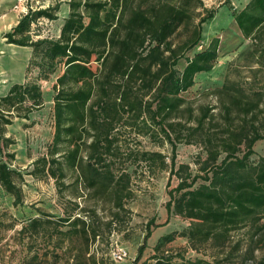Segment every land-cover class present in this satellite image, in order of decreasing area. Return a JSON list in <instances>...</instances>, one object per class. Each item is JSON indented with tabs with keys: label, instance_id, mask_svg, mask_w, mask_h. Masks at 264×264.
<instances>
[{
	"label": "trees",
	"instance_id": "1",
	"mask_svg": "<svg viewBox=\"0 0 264 264\" xmlns=\"http://www.w3.org/2000/svg\"><path fill=\"white\" fill-rule=\"evenodd\" d=\"M59 3L54 0L43 7H28L3 33L6 42L27 46L30 53L22 80L10 83L0 95V147L12 141L3 133L14 117L28 118L42 106L38 79H46L59 65L61 71L52 83L51 142L47 154L34 162L39 163L41 174L61 178L64 166L74 168L78 158L84 156L79 177L85 186L100 196L110 191L114 205L121 207L129 174L121 171L114 177L109 164L97 167V163L117 150L114 131L118 126L152 136L158 143L169 141L172 146L177 126L182 124L175 117L181 111L186 112L188 121L194 120L188 126L191 134L201 127L206 113L194 116L180 93L194 83L195 73L208 71L216 59L217 36L194 49L200 41V23L212 12L194 22L187 2L154 0L142 8L127 6L125 0H66L68 10L57 36L33 37L31 23L38 17L54 19ZM231 16L242 36H259L264 25V0H247L238 9L231 7ZM178 27L187 32L174 41L172 36ZM190 49H194L191 54H185ZM179 58L183 62L177 66ZM92 61L96 62L94 67ZM30 68L36 69L32 77L27 73ZM231 102L241 115L255 105L243 106L235 96H231ZM224 107L227 113V105ZM222 132L217 138L205 135V156L197 159L195 173L186 163L174 167L173 156L169 157L168 170L176 175L177 183L167 190L166 219L174 214L190 220L181 236L194 250L196 244L207 241L223 245L230 231L248 224L255 225L251 236L262 229L256 223L264 216V154L254 160L249 156L254 141L264 138V123L226 125ZM138 152L145 162L165 165V157L158 150ZM182 170L184 175L179 174ZM15 176L13 168L0 159V187L12 195L14 203L20 197ZM198 179L201 181L196 183ZM150 225L158 226L151 219L147 221L131 264H213L203 258L169 253L166 244L174 239L173 232L160 234L150 256L140 261ZM48 229L54 232L48 234V240L53 239L51 250L33 251L29 263L47 254L54 259L63 257L68 264L98 263L95 254L87 251L97 234L78 217L41 212L28 218L18 234L35 239ZM259 264H264V259Z\"/></svg>",
	"mask_w": 264,
	"mask_h": 264
},
{
	"label": "rangeland",
	"instance_id": "2",
	"mask_svg": "<svg viewBox=\"0 0 264 264\" xmlns=\"http://www.w3.org/2000/svg\"><path fill=\"white\" fill-rule=\"evenodd\" d=\"M152 1L125 0V4L147 8ZM166 1L176 4L187 2L194 22L200 16L212 12L211 16L200 23V41L194 49L203 47L212 36H217L216 59L208 71L195 73L194 83L180 93L185 103L191 106L194 116L206 113L201 127L191 134L188 126L193 125L194 120L188 121L186 112L181 111L175 117L182 124L177 126L178 133L173 137L172 146L169 141L158 143L152 141V136L118 126L114 131L117 150L114 154L105 155V159L97 163V167L109 164L114 177L121 171L129 174L126 181L127 194L121 199L122 206L116 207L110 191L103 196L97 195L79 177L84 156L78 158L74 168L63 165L64 176L61 178L41 174L39 163L34 162L39 156L47 154L52 138V83L61 71L58 65L46 79H38L43 97L42 106L30 112L28 118L14 117L3 133L12 141L0 147V159L6 161L17 173L14 181L19 187L20 197L14 203L12 195L0 187V264H68L63 257L54 259L50 254L38 256L33 263L28 262L33 251L46 249L48 253L53 243V239L48 240V234H54L50 229L43 234L39 233L35 239L18 234L28 218L38 216L41 212L78 217L89 230H94L97 235L90 241L87 251L88 254H95L97 264H131L135 249L145 233V225L150 219L158 226H149L150 236L140 261L150 256L156 238L166 232L174 233V239L166 244L172 255L181 254L189 259L199 257L213 264L214 261L218 262L216 264H259L264 259V216L256 223L262 229L255 235L251 236L255 225L251 227L248 224L230 231L223 245L207 241L196 244L194 250L186 238L181 236V231L189 225L190 220L174 214L166 219L164 208L168 199L167 190L177 183L176 175L168 170L171 155L174 167L186 163L189 170L195 173L197 159L205 156V135L212 134L217 138L223 134L226 125L244 123L246 126H260L264 123V25L259 30V36H242L232 19L231 7L238 9L247 0ZM53 3L54 0H0V95L10 83L23 78L24 66L30 53L27 46L6 42L3 33L28 7H43ZM67 10L66 0H60L54 19L38 17L31 23L33 37L57 36ZM186 32L178 27L172 36L173 40L177 41ZM194 49L187 50L185 54L190 55ZM182 62L183 58H179L177 66ZM95 64V61L91 62L92 67ZM27 73L32 77L36 69L30 68ZM231 96L237 97L243 106L255 105L241 115L238 107L231 102ZM252 148L254 151L249 159L254 160L264 154V138L255 140ZM141 149L160 151L165 157V165L143 161L138 152ZM179 174L184 175L183 170ZM200 181L198 179L196 183ZM55 251L60 252L58 249ZM148 261L152 263V259Z\"/></svg>",
	"mask_w": 264,
	"mask_h": 264
},
{
	"label": "crops",
	"instance_id": "3",
	"mask_svg": "<svg viewBox=\"0 0 264 264\" xmlns=\"http://www.w3.org/2000/svg\"><path fill=\"white\" fill-rule=\"evenodd\" d=\"M22 80V79H21ZM21 80H19V81H21Z\"/></svg>",
	"mask_w": 264,
	"mask_h": 264
}]
</instances>
